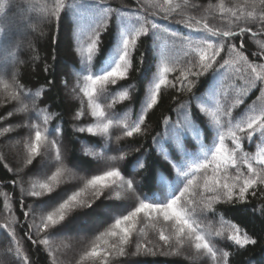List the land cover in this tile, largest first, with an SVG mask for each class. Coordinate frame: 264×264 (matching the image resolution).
<instances>
[{"label": "snow or ice", "instance_id": "1", "mask_svg": "<svg viewBox=\"0 0 264 264\" xmlns=\"http://www.w3.org/2000/svg\"><path fill=\"white\" fill-rule=\"evenodd\" d=\"M8 7V0H0V14H4ZM149 7L151 6L145 5L143 0H137L135 8H113L108 0H55L54 5H43L39 8L41 18L48 21L55 18L58 22L65 11H71L78 20L80 9L86 10L89 14L86 25L87 39L78 47L80 62L83 65L81 73H87L82 76L83 87L79 88V92L87 98V110L82 106L73 119L80 120L81 117L87 116L98 122L75 130L79 133L87 132L89 138L107 137L108 144L113 143L110 134V129L113 127L119 128L122 136H117L114 141L116 146L109 149L117 154L103 156L93 153L98 160H103L102 164L92 170L98 174H92L84 179L83 186L70 194L59 192L53 200V194L57 193L61 185L67 183V180H80L64 166L61 139L63 121L54 129L50 126L51 116L47 108L42 109L35 102L36 98L41 96V90L35 93L30 90L25 91L23 85L15 82V77H13L12 85L0 80V84L7 93L4 104L12 108V111H7L6 115L0 116V121L8 124L0 130V136L15 133L17 130L27 131V135L17 141L23 148L19 159L20 167L12 169L5 164V168L19 175L33 165L38 157L51 161L40 170L45 173V179L31 183L27 191L21 189V210L27 207V211H24L25 220L27 221L28 217H32L33 220V223L28 225L29 232L25 235L32 244L44 245L50 250L52 235L70 231V222L77 218L75 213L79 209L87 208L91 211L97 201L120 188L123 189L128 202L119 204L110 202L106 205L107 209H114L119 215L113 217L111 211L106 213L103 220L114 219V222L99 232L91 246L83 251L77 264H111L114 258L127 256V248L132 243L134 234L137 232L141 235L145 234L144 228L137 227L139 224L150 226L157 232L162 245L173 249L171 253L162 252L163 255H178L179 250L187 245L193 250V255L190 257L193 261L200 257H210L213 264H227L230 253L217 247L218 238L231 242L239 248L255 244L256 240L246 233L242 234L240 227L226 221L223 215L218 221L219 228L214 227L211 222L204 223L201 218L206 217L207 214L215 215L214 205L220 202L246 203L249 194L255 196L260 186H264V147L258 146L254 156L243 153L245 140L253 141L257 134L264 138V107L259 109L258 114L250 115L246 119L237 120L234 115V109L243 103L242 97L247 95L248 87H255L257 84L264 85V63L250 62L235 44L228 43L235 37L251 32L250 28H239L238 32L221 30L210 25L204 18L188 16L178 22L197 35L190 38L176 32L171 33L182 57L168 56L165 55L163 49L161 50L159 59L149 68L150 71L153 68L155 71L152 72L149 80V87L145 99L141 102L140 112L133 120L122 118L115 112V104L118 101L130 100L134 85H128L115 93L110 89L113 87L120 89V82L129 78L130 69L133 67L132 57L142 38L155 36L161 30L168 32L167 28L162 29V26L152 17L162 13L165 14L166 19L171 18L173 14L179 15L182 7H187V0H184L183 5L176 4L175 6L173 0H163L162 5L152 11H149ZM216 7L220 17L228 18L229 29L239 27L241 22L249 20L258 21L261 28H264V0H244V3L233 7H226L221 0ZM113 18L116 21L114 44L106 58L100 61L97 67L96 62L104 54L101 49L103 43L101 37L112 30ZM4 32V27H0V35ZM255 35L256 33H253V36ZM55 42L54 38L53 43ZM85 44L86 46H83ZM152 47L155 48L156 45L153 44ZM225 48L234 58L225 59L221 63L218 57ZM260 48L264 52V43L260 44ZM145 56L146 53H141V65L144 63ZM9 59L13 63L17 62L15 53L10 52L9 46L0 38V74L6 72ZM237 65H242V68ZM229 69L232 70V75L226 72ZM137 71L139 72L140 69ZM212 73L216 76L224 74L225 79H231L233 75L238 76L245 81L248 87L239 90L241 98L235 99L232 104L217 103L211 111L207 108H200L192 114L190 119L186 108L191 105L192 101L198 104L208 102L204 96H197L193 88L202 77H209ZM80 75L78 74V77ZM49 83L53 82L49 81ZM13 86L18 91H10ZM169 88H175L178 92L186 90L191 93L188 100L180 106V111L184 115L175 125H172L171 139L175 141V148L164 152L159 134L153 137L154 143L168 165L169 175L174 172L176 180L169 183L167 178L160 174L156 183L157 190L144 191L140 187V182L135 179V173L131 178L127 176L129 164L125 161L128 159V149L123 141L126 138L143 134L149 110L159 104L162 91ZM222 91L224 90L213 88L211 94L219 96ZM261 91H264V87ZM100 97H111L112 99L110 103L102 106L98 102ZM25 100L31 101V107L24 103ZM11 102L19 106L14 107ZM200 112L210 117V120L203 126L204 139L208 140L212 136L208 125L216 129V137L210 145L200 142V129H197L193 122ZM17 113L23 114L19 116L22 122L11 124V120L18 118ZM169 122L170 117H165L164 123ZM189 131L192 132L196 142L200 143L198 152L189 151L181 142V138ZM53 132H55L54 137ZM226 140L231 141V147L226 144ZM140 150L134 149L137 152ZM177 151L179 156H177ZM137 164L143 168L141 160H137ZM53 166H55L54 171H52ZM47 172L51 174L47 175ZM12 183L15 185L16 181ZM20 183L23 184V180ZM166 184L169 190L165 192L163 186ZM181 184L183 187L180 186ZM197 196L199 199L196 198ZM26 197L34 198V203L25 206ZM117 198L123 199L119 192ZM5 208L11 212L7 201ZM16 223L17 221L13 220L11 223L0 224V230L7 233L11 243L15 246L14 252L13 248L9 247L0 255L14 257L7 264H29V258L21 247L20 240L17 239L16 229L13 226ZM33 228L36 230L37 239H32L30 234ZM140 254L156 255L157 253L146 243L137 242L136 251L132 255ZM0 264H5V262L0 261ZM52 264H55L54 255Z\"/></svg>", "mask_w": 264, "mask_h": 264}, {"label": "trees", "instance_id": "2", "mask_svg": "<svg viewBox=\"0 0 264 264\" xmlns=\"http://www.w3.org/2000/svg\"><path fill=\"white\" fill-rule=\"evenodd\" d=\"M108 2L113 8L137 7V0H108ZM220 2L221 0H187V7H182L179 15L173 14L171 18L166 19L165 14L162 13L152 17L156 23L162 26V29L167 28L168 32L161 30L155 36L150 35L139 41V47L132 57L133 67L130 69L129 78L120 82V89L115 87L110 89V91L115 93L128 85H134L131 91V99L118 101L115 104L116 113L129 121L136 118V114L141 109V102L145 99L152 72L155 71L154 68L151 71L149 68L159 59L162 49L165 55L182 57V53L175 45L171 33L176 32L190 38L196 36L197 34L190 32L182 23L178 22L188 16L204 18L210 25L221 30L238 32L239 28H250L251 32L246 33L244 36L235 37L229 40L228 43L235 44L238 49L243 51V54L250 62L264 63V52L260 48V44L264 43V28H261L258 21L249 20L241 22L239 27H231L229 29L228 18L220 17L216 7ZM54 3L55 0H8V9L4 14H0V27L5 29L0 38L9 46V51L15 53L17 61L13 63L9 59L7 70L5 73L0 74V80L12 85L13 77H15V82L23 85L25 91L30 90L35 93V91L41 90V96L36 98L35 102L38 107L47 108L51 116L50 126L53 129L63 121L61 139L64 150V166L72 175L80 178L79 181L67 180L66 184H62L58 192L53 194V200L56 199L59 192L70 194L83 186L84 179L89 178L92 174H98L92 170L102 164L103 160H98L93 153L103 156L117 154L109 151V149L116 146L114 143L115 138L122 136L120 129L113 127L110 129L113 143L108 144L107 137L97 136L89 138L87 132L79 133L75 130L90 123L98 122L87 116L81 117L80 120L73 119L75 113L82 106L87 110V98L83 97L82 93L79 92V88L83 87L82 76L87 75V73H81L83 65L80 62L78 47L87 39L86 25L89 14L86 10L80 9L79 20L71 11H65L58 22L55 18L51 21L43 20L40 16L39 8L43 5L52 6ZM143 3L150 5L149 11H152L162 5L163 0H143ZM223 3L226 7H233L244 3V0H223ZM176 4L183 5L184 0H173V5L175 6ZM196 5L199 7H193ZM209 6H211V10H209ZM112 24V30L101 37L103 41L101 49L104 54L96 62L97 67L100 61L106 58L114 44L116 29L114 18ZM81 32L83 34H80ZM253 33H256V35L253 36ZM54 38L56 39L55 43H53ZM28 41L31 42L29 45ZM242 42L243 46L241 47ZM153 44L156 45L155 48L152 47ZM141 53H146L143 65L140 63ZM254 53H257V55H253ZM232 58L234 57L225 48L218 60L222 63L223 60ZM237 67L242 68V65H237ZM45 68H47V71H45ZM137 69H140V71L138 72ZM226 72L232 75L231 69L226 70ZM78 74L81 75L78 77ZM176 75H179V73H176ZM169 78L171 79L172 77L170 76ZM49 81L53 83L50 84ZM244 87H248L245 81L234 75L231 79H225L224 74L216 76L214 73L210 74L209 77H202L200 82L193 88V92L197 96H204L208 102L198 104L192 101L191 105L186 108V112L191 119L192 114L196 113L200 108H207L211 111L217 106V103L230 105L235 99L241 98L239 90ZM262 87L264 85L260 84L255 87H248L247 95L242 97L243 103L234 109V115L237 120L258 114L259 109L264 107V91H261ZM213 88L223 89L224 91L219 96H213L211 94ZM10 91H18V89L13 86ZM190 95L191 93L186 90L183 92H178L175 88L163 90L159 104L149 110L146 116L143 134L126 138L123 141L124 146L128 149V159L125 161V163L129 164L127 176L131 178L135 173V179L140 182V187L144 191L157 190L156 183L160 174H163L169 183H173L176 180L174 172L169 175L167 171L168 165L164 161L163 154L154 143L153 137H157L159 134L161 147L164 152L175 148V141L171 139L172 125H175L178 119L184 115L180 111V106L188 100ZM6 97L7 93L4 91L3 85L0 84V116L6 115L7 111H12L11 107L4 104ZM173 97H175V100H173ZM111 99V97H100L98 102L104 106L110 103ZM11 103L14 107L19 106L15 102ZM24 103L29 104L31 107L30 100H25ZM49 105L50 107H48ZM253 109L255 111H252ZM21 115L23 114L17 113L18 118L11 120L10 123H21L22 121L19 119ZM165 117H170V122L167 124L164 123ZM209 120L210 117L208 115L200 112L193 121L196 128L200 129V142L205 145H210L216 137V129L208 125L212 136L208 140L204 139L203 126ZM7 126L8 124L0 121V130ZM224 131L227 133V129ZM26 135V130H17L15 133H7L0 136V224L11 223L13 220L17 221L13 226L16 229L17 239L20 240L21 247L29 258V264H52L53 255L55 256V264H77L83 251L91 246L99 232L110 226L114 219L102 221L93 231L89 230L90 232L88 231L79 240L80 242L76 241L71 233L64 232L52 235L50 238V250L47 246L32 244L25 233L29 232L28 225L32 224L33 220L32 217H28L27 221L25 220L24 211H27V207L21 210V189L23 188L27 191L31 183L41 182L45 179V173L40 170L51 161L44 157H38L33 165L26 168L19 175H15L5 168V164L12 169L20 167L19 159L23 148L17 141ZM52 136H55V132L52 133ZM181 142L185 148L188 149V146L190 147L189 151L198 152L200 150V143L196 142L191 131L181 138ZM226 144L229 147L232 146L230 140H226ZM258 146L264 147V138L260 137L259 134L253 138V141H244L243 153L254 156ZM134 149L141 150L137 152ZM52 155L54 156V153ZM179 155L177 151V156ZM137 160L142 161L143 168L139 167ZM54 170L55 166L52 168V171ZM244 170L246 171V169ZM46 174L50 175L51 173L47 172ZM21 180H23V184L20 183ZM13 181H16L15 185L12 183ZM180 186L183 187L182 184ZM163 190L165 192L168 191L169 186L167 184L164 185ZM118 192L123 199L117 198ZM196 198L199 199L198 196ZM6 201L11 208V212L5 208ZM110 202L116 204L127 203L123 189L117 188L108 193L107 196L94 204L91 211L87 208L79 209L75 213L77 218L70 222V229L75 222H79V227H81L86 222L85 217L97 213L99 209L109 210L106 205ZM33 203L34 198L26 197L24 200L25 206ZM262 209H264V186H260L255 196L249 194L246 203L236 202L230 204L220 202L214 205L215 215L207 214L206 217L201 218L204 223L211 222L214 227L219 228L218 221L223 215L226 221L238 225L242 234L246 233L250 238L256 240L255 244L239 248L232 245L231 242L218 238L217 247L230 253L227 264H264V210ZM110 211L113 217L119 215L114 209ZM137 227L144 228L145 234L135 233L132 243L127 248L128 255L114 258L111 264H213L210 257H200L195 261L191 260L190 257L193 255V250L187 245L179 250L178 255H163L161 254L162 252L171 253L173 249L163 246L158 239L157 232L150 226L139 224ZM30 234L32 239H37L35 228L31 230ZM137 242L146 243L157 254L132 255L136 251ZM62 244L64 245L63 247L60 246ZM9 247H12L14 252L15 246L11 243L7 233L0 230V253L6 252ZM10 259H14V257L0 255V261H4L5 264Z\"/></svg>", "mask_w": 264, "mask_h": 264}, {"label": "rangeland", "instance_id": "3", "mask_svg": "<svg viewBox=\"0 0 264 264\" xmlns=\"http://www.w3.org/2000/svg\"><path fill=\"white\" fill-rule=\"evenodd\" d=\"M30 41V40H29ZM28 41V45L31 43ZM27 45V47H29ZM85 46V45H83ZM212 143V142H211ZM13 149V148H12ZM188 150H190V147L188 146ZM104 209H99L97 211V213L95 214H91L89 216H86L85 217V220L86 222L82 224L81 227H79V222H75L73 225H72V228L70 231H67L69 233H71L76 241H79L82 237H84V235L90 230V231H93L95 229V227H97L103 220V217L106 215V213L110 210H104ZM89 231V232H90ZM66 233V232H65ZM80 242V241H79ZM60 246H64L63 244L60 245Z\"/></svg>", "mask_w": 264, "mask_h": 264}]
</instances>
